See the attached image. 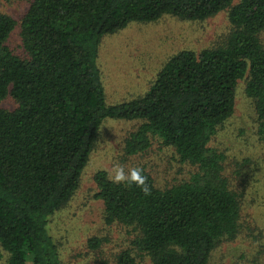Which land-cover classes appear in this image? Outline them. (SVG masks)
I'll use <instances>...</instances> for the list:
<instances>
[{
  "label": "trees",
  "instance_id": "1",
  "mask_svg": "<svg viewBox=\"0 0 264 264\" xmlns=\"http://www.w3.org/2000/svg\"><path fill=\"white\" fill-rule=\"evenodd\" d=\"M233 1L31 0L19 21L0 13V103L14 104L0 107L1 264H63L48 222L78 189L106 119L140 122L123 140L126 156L158 141L192 168L164 187L136 168L147 193L94 173L104 223L135 233L115 264H210L219 246L238 238L240 195L210 142L231 117L242 79L264 141V0ZM223 11L231 28L221 44L172 55L143 95L105 103L96 63L104 36L164 16L201 22ZM17 28L20 54L7 45ZM100 244L88 240L91 249Z\"/></svg>",
  "mask_w": 264,
  "mask_h": 264
},
{
  "label": "rangeland",
  "instance_id": "2",
  "mask_svg": "<svg viewBox=\"0 0 264 264\" xmlns=\"http://www.w3.org/2000/svg\"><path fill=\"white\" fill-rule=\"evenodd\" d=\"M31 0H0V13L19 21ZM238 0H234L236 3ZM227 12L223 11L201 22L182 21L164 16L154 23H131L125 29L101 39L97 66L107 105L118 104L143 95L156 73L169 57L183 51L199 52L221 44L230 31ZM264 44V31L259 34ZM10 50L21 53L18 28L7 41ZM245 79L236 86L234 111L210 142L226 159L224 176L229 187L240 195V235L219 246L210 264H264V141L257 135L253 102L244 93ZM0 107L12 109L6 99ZM140 122L106 119L81 182L71 200L52 217L47 230L59 250L63 264H115L123 250H132L135 233L120 224L106 225L103 204L94 198L97 188L93 175L105 170L114 175L116 167L125 174L131 169L149 171L159 187L186 179L192 168L182 164L171 149L152 142L150 149L135 156L123 152V140ZM98 238L97 249L88 246ZM5 259L0 249V264ZM139 264H146L147 259Z\"/></svg>",
  "mask_w": 264,
  "mask_h": 264
},
{
  "label": "clouds",
  "instance_id": "3",
  "mask_svg": "<svg viewBox=\"0 0 264 264\" xmlns=\"http://www.w3.org/2000/svg\"><path fill=\"white\" fill-rule=\"evenodd\" d=\"M111 179L114 183H135L145 193L149 191L147 185L144 183V178L141 176L140 169H131L128 174H125L123 168L118 166L114 169V175L111 176Z\"/></svg>",
  "mask_w": 264,
  "mask_h": 264
}]
</instances>
